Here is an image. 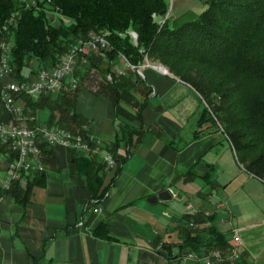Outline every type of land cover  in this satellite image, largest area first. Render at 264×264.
<instances>
[{"label": "trees", "instance_id": "obj_1", "mask_svg": "<svg viewBox=\"0 0 264 264\" xmlns=\"http://www.w3.org/2000/svg\"><path fill=\"white\" fill-rule=\"evenodd\" d=\"M200 1L204 7L199 13L186 20L172 19L171 25L168 17L161 24L154 20V16L165 14V0H0V40L11 42L9 65L16 80L27 61L34 60L39 68L52 66L71 44L88 33L104 34L107 40L105 48L86 56V63H76L73 89L40 94L34 99L18 95L26 117L22 124L55 125L85 136L89 132L83 125L86 119L74 108L78 90L85 87L93 94L105 96L112 105L118 125L114 138L104 146L118 166L131 154L136 139L153 128L129 124L131 119L140 121L143 101L133 102L128 90H141L143 97L149 90L134 71L127 69L120 74L115 65L121 63L120 57L138 65L145 56L149 62L162 64L170 74L195 90L204 103L198 124L208 122L216 129L218 124L237 163L249 174L263 179L264 0ZM129 30L136 33V44ZM120 101L135 104L134 113L121 107ZM42 110L47 112L45 123L37 122L36 118V113ZM0 121L12 122L11 115L3 108ZM198 134L195 131L194 136ZM36 146L39 160L52 161L53 145L38 137ZM0 154L7 166L13 153L0 143ZM73 160L84 170L85 179L93 188L92 198H104L107 187L95 193L101 183L99 170L103 163L83 155ZM210 176L211 173L204 175ZM43 179V171L21 173L6 188L0 184V197L7 194L22 207L33 187L41 185ZM213 218L212 213L206 216L197 213L186 219L184 238L178 243L163 242L160 253L167 261L180 264L179 259L186 251L225 250L228 242ZM205 220L209 226L203 227ZM173 247L176 253L172 252ZM39 259L40 256H31V264H38Z\"/></svg>", "mask_w": 264, "mask_h": 264}, {"label": "crops", "instance_id": "obj_2", "mask_svg": "<svg viewBox=\"0 0 264 264\" xmlns=\"http://www.w3.org/2000/svg\"><path fill=\"white\" fill-rule=\"evenodd\" d=\"M139 71L149 92L143 97L141 90H128L133 102L143 101L140 121L131 119L129 124L152 126L153 131L136 139L131 154L118 166L102 162L95 193L107 189L99 200L92 198L93 188L73 160L83 155L100 161L98 156L51 146L52 161L40 160L43 183L33 187L25 205H16L7 194L0 197V264H31V256H40L38 264H174L160 253L161 244L180 242L186 219L204 212L214 214V225L228 243L233 229L239 236L238 258L221 264H264V181L236 167L223 133L208 122L198 124L202 106L192 87L148 66ZM119 104L134 113L135 104ZM74 106L86 119L88 134L98 137L107 150L104 145L112 141L118 125L110 101L81 87ZM36 118L45 123L47 112H37ZM7 173L0 154V184ZM207 173L216 176L205 178ZM222 173L223 183L218 181ZM205 188L219 189L229 209L207 199L210 192L200 196ZM163 189L169 190V199L146 201ZM190 190L195 198L179 205L175 200Z\"/></svg>", "mask_w": 264, "mask_h": 264}, {"label": "built area", "instance_id": "obj_3", "mask_svg": "<svg viewBox=\"0 0 264 264\" xmlns=\"http://www.w3.org/2000/svg\"><path fill=\"white\" fill-rule=\"evenodd\" d=\"M8 20L10 21V19ZM2 28H5V25ZM9 46L10 42L0 40V100L5 111L11 115L12 120L21 121L26 117L23 113V105L16 102L18 95H25L34 99L40 94L73 89L76 86V80L72 73L76 63H86V56L105 48L107 40L104 34L88 33L86 37L78 38L71 44L56 64L41 68L32 78L22 81L9 77L10 66L7 59ZM122 65L131 68L137 67L129 64L126 60ZM38 137L49 145L77 149L89 156L96 155L106 166H114L115 164L112 155L102 148L100 139L92 134L87 133L83 136L55 125L28 127L25 124H6L0 121V143L7 145L9 151L13 153V158L7 163L8 173L1 183L3 188H6L10 181L20 178L21 173L42 169L37 155L36 139ZM208 214L210 213L204 212L203 215ZM188 224L193 226L191 222ZM202 226H209V221L205 220ZM230 236L231 242L228 243L225 250L213 248L205 253L186 251L180 257L179 263L221 264L224 261H235L239 256L240 243L237 230L233 229Z\"/></svg>", "mask_w": 264, "mask_h": 264}, {"label": "rangeland", "instance_id": "obj_4", "mask_svg": "<svg viewBox=\"0 0 264 264\" xmlns=\"http://www.w3.org/2000/svg\"><path fill=\"white\" fill-rule=\"evenodd\" d=\"M165 2H166V4H167V9H166V12H165V14L163 15V17H160V16H154V20L155 21H157V23H159V24H161L162 22H163V20L166 18V17H168V19H169V22H170V24L172 25V19H179V20H186V19H189V18H192L195 14H197V13H199L202 9H203V4L201 3V1L200 0H165ZM129 34V33H128ZM129 36L131 37V39H132V36H131V34H129ZM4 41H6V42H10L9 40H4ZM132 41H133V39H132ZM10 44H11V42H10ZM10 47V46H9ZM8 50H9V48H8ZM9 52V51H8ZM7 59H8V63H9V56H8V53H7ZM120 60H121V63H120V66L122 65V63H124V61L126 60V59H124V58H122V57H120ZM127 61V60H126ZM155 65H161L162 67L161 68H159V69H156L154 66ZM10 66V65H9ZM134 66H137L136 68L134 67V68H131V67H124L123 65L121 66V67H116V65H115V70H117V72L118 73H123L125 70H127V69H130V70H132V71H134V72H136V75H137V73L139 74V69L141 68V67H143V66H148V67H151V68H153L154 70H156V71H158V72H160V73H162V74H168L169 72L167 71V69L162 65V64H159V63H152V62H149L147 59H146V57L144 56V59H143V62L141 63V64H138V65H134ZM47 67H49V66H46V67H38L37 66V64H36V62L33 60V61H31V60H29V61H27L26 62V64H25V66H24V68H22V70L20 71V80L19 81H22V80H29L30 78H32L33 77V75L39 70V69H41V68H47ZM119 70H120V72H119ZM12 70H11V66H10V73H9V77L10 78H12V79H16L13 75H12V73L13 72H11ZM170 74V73H169ZM140 75L141 74H139L138 75V77L141 79V77H140ZM172 75V74H171ZM14 78H13V77ZM173 76V75H172ZM174 77V76H173ZM176 78V77H175ZM178 79V78H177ZM191 92L193 93V95H195V93L191 90ZM198 95V94H197ZM195 97L197 98V96L195 95ZM197 100L199 101V103H200V105L202 106L204 103H203V101L201 100V98L199 97V95H198V98H197ZM18 103V102H17ZM19 104H22V103H19ZM0 106H1V108H3L4 110H5V108L3 107V103H2V101L0 100ZM44 111V110H43ZM21 121H23V120H21ZM21 121H15V120H12V122L11 123H13V124H22V122ZM52 126H54V125H52ZM217 126V129L221 132V128H220V126L217 124L216 125ZM186 129V128H185ZM222 133V132H221ZM224 135V134H223ZM4 145V144H3ZM102 148H103V146H102ZM76 151H78V150H76ZM107 151V150H106ZM109 152V151H108ZM110 153V152H109ZM111 154V153H110ZM233 154V157H234V153H232ZM112 155V154H111ZM113 157V156H112ZM114 159V158H113ZM115 161V160H114ZM235 163L237 164H235L236 165V167H238L239 169H241L240 168V165L237 163V161H236V159H235ZM115 165V164H114ZM241 171H243L242 169H241ZM215 176L216 175H213V174H211V178H215ZM219 176V179H218V181L219 182H224V180H225V178H226V174H224V173H222V174H219L218 175ZM262 181H264V178L263 179H261ZM188 186H190V184L188 185V184H186V186H184V187H188ZM183 187V189H185L186 190V188H184ZM191 187H193L192 185H191ZM190 189H192V188H190ZM196 190V189H195ZM219 189L217 190V188L216 189H213V190H208V189H202V190H200V196H202V197H204V198H206L205 197V195L207 194V192H210V195H208L207 196V199H211V200H213L215 203H217V202H220L221 204H222V208H220V209H224L225 208V210H227V208L229 209V206L228 207H226V200H224V199H222V198H220L219 196H218V194H217V192L219 193ZM190 192H192V190H190L189 191V193L186 195L185 194V196H184V198L183 199H181V200H178V199H176L175 201H177L178 203H179V205H183V200H185V199H187L188 201H191L193 198H195V195H192ZM180 201V202H179ZM186 201V200H185ZM177 203V204H178Z\"/></svg>", "mask_w": 264, "mask_h": 264}, {"label": "water", "instance_id": "obj_5", "mask_svg": "<svg viewBox=\"0 0 264 264\" xmlns=\"http://www.w3.org/2000/svg\"><path fill=\"white\" fill-rule=\"evenodd\" d=\"M168 10V9H167ZM129 34H131L132 36V39H133V44H136V33L132 30H129L128 31ZM156 69H159L161 68L162 66L161 65H155L154 66ZM140 74V72H139ZM170 192L168 189H163L159 192H157L156 194H153L149 197L146 198V201L149 202V203H152L156 200H165V199H169L170 198Z\"/></svg>", "mask_w": 264, "mask_h": 264}]
</instances>
